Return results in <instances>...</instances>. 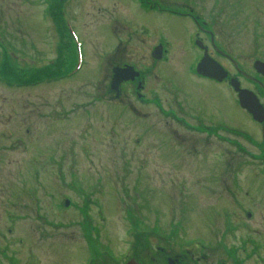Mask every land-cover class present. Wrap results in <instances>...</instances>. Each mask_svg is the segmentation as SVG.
I'll return each mask as SVG.
<instances>
[{"label": "rangeland", "instance_id": "1", "mask_svg": "<svg viewBox=\"0 0 264 264\" xmlns=\"http://www.w3.org/2000/svg\"><path fill=\"white\" fill-rule=\"evenodd\" d=\"M140 1L152 0H0L2 264L36 258L49 264L52 243L82 239L77 210L119 236L136 220L206 242L213 240L210 229L224 225L226 211L246 227L240 235L251 231L263 247L264 176L245 135L253 125L227 89H218L217 104L220 116L234 118L233 131L219 130L215 147L197 154L174 140L173 131L185 133L164 114L159 89L169 66H181L175 52L152 79L148 100H135L134 84L118 99L111 91L114 67L134 65V56L149 62L151 32L183 41L181 21ZM242 44L236 41L235 49ZM219 123L226 126L220 117ZM57 254L74 262L85 256L72 243Z\"/></svg>", "mask_w": 264, "mask_h": 264}, {"label": "flooded vegetation", "instance_id": "2", "mask_svg": "<svg viewBox=\"0 0 264 264\" xmlns=\"http://www.w3.org/2000/svg\"><path fill=\"white\" fill-rule=\"evenodd\" d=\"M140 2L146 3L150 11L158 10L160 14L172 18L170 20L175 24L181 21L183 24L180 25L184 27L183 41L176 43L172 40L174 38L163 36L159 30L151 32L156 40L149 50V62L143 61L140 64L134 56V65L116 66L132 67L134 81L123 82L115 93V98H119L124 87L134 84L135 100H148L147 94L153 93L152 79L156 80V74L160 75L162 65H169L175 52L179 55L181 66L177 70L169 66V75L160 77L163 82L162 89H159L164 94V114L170 122L175 123L171 124L174 126L171 128L180 127L185 133L178 134L173 131L174 140L176 139L182 148L188 149L189 154H197L215 147L219 130L232 132L233 128L228 125L233 124L234 118L226 113L220 116L217 104L218 89L226 88L230 93L228 96L231 97L232 105H236L253 125L252 128L247 127L248 132L245 135L249 144L258 152V157L251 154L249 157L258 161L264 176V0ZM142 32L146 34L145 31ZM241 40L244 44L235 49L238 47L235 42ZM156 49L159 50L157 58L154 53ZM190 51L195 52L194 57L187 62L186 57ZM213 62L225 73L221 81L196 73L198 64L201 66L204 63L203 71H206L208 67L213 69ZM112 76L113 74L110 81ZM179 77L181 80H188L183 82ZM232 85L255 97L262 112L259 121L247 110L241 109L238 95ZM152 95L154 97V94ZM225 106L229 107L227 102L222 106L224 111ZM219 117L222 118V123L226 122V126L219 123ZM169 137L172 138L171 135ZM198 137L200 140H194ZM222 212L226 215L224 225L210 229L209 234L213 240L206 242L201 237L187 239L171 226H139L135 223L136 220L119 232V236L115 231L105 232L103 225L92 226L89 212L77 210L80 221L75 220L74 224H77L82 239L78 241V238H75L70 243H52L50 250L52 249L54 257L49 264H264V245L262 247L261 242L252 237L251 231L240 235L246 227L235 224L226 211ZM248 213V209L244 211L245 218L250 221L254 215ZM126 222L130 223L127 218ZM115 239L120 241L115 242ZM71 243L84 249L85 256L82 260L64 261L57 254L59 246L65 247ZM71 252L74 253L72 248ZM0 263L2 264L1 260ZM11 264L27 262L21 263L17 260ZM32 264L43 263L41 258H36L32 260Z\"/></svg>", "mask_w": 264, "mask_h": 264}, {"label": "water", "instance_id": "3", "mask_svg": "<svg viewBox=\"0 0 264 264\" xmlns=\"http://www.w3.org/2000/svg\"><path fill=\"white\" fill-rule=\"evenodd\" d=\"M159 50L156 49L155 50V58H157V52ZM154 54V55H155ZM213 65V69L211 67H208V69L205 71H203V66L204 63L198 67L197 73L198 74H203L204 76H209L212 77L216 80H222V78H224L223 76H225L224 73H222V70L219 66H217L215 63L212 64ZM219 73V75L217 74ZM112 80H111V84H110V89L113 92H118L120 85L123 82H132L134 81V69L132 67L129 66H125L123 68H118L115 67L112 70ZM137 75V74H136ZM135 75V76H136ZM235 91L238 92V100L240 103L241 108L247 110L255 120L259 121L262 115V112L259 110V106L257 103V100L255 99V97L247 92V91H240L236 85L233 86ZM68 205V203H66V206Z\"/></svg>", "mask_w": 264, "mask_h": 264}, {"label": "trees", "instance_id": "4", "mask_svg": "<svg viewBox=\"0 0 264 264\" xmlns=\"http://www.w3.org/2000/svg\"><path fill=\"white\" fill-rule=\"evenodd\" d=\"M59 14V13H58ZM59 24H60V21H59ZM53 66V65H52ZM60 77V76H59Z\"/></svg>", "mask_w": 264, "mask_h": 264}]
</instances>
